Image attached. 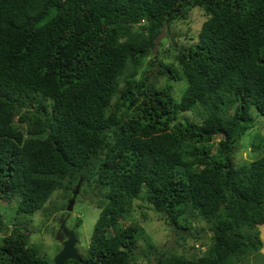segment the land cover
Instances as JSON below:
<instances>
[{
    "label": "trees",
    "instance_id": "16d2710c",
    "mask_svg": "<svg viewBox=\"0 0 264 264\" xmlns=\"http://www.w3.org/2000/svg\"><path fill=\"white\" fill-rule=\"evenodd\" d=\"M192 7L205 15L194 41L169 40L163 62L156 37ZM251 108L264 116V0H0V200L30 215L80 178L99 208L86 256L62 264H264V152L233 160ZM133 199L175 233L203 223L204 253L119 225ZM12 222L0 264H53Z\"/></svg>",
    "mask_w": 264,
    "mask_h": 264
},
{
    "label": "rangeland",
    "instance_id": "374dc122",
    "mask_svg": "<svg viewBox=\"0 0 264 264\" xmlns=\"http://www.w3.org/2000/svg\"><path fill=\"white\" fill-rule=\"evenodd\" d=\"M204 19L205 15L201 8H190L184 19L171 22L169 27L166 28L167 30L163 27L161 33L156 37L152 52L157 49L159 51L158 57L163 62L173 63L174 59L172 56L174 51L169 47L170 36H172L174 42L176 41L177 44L186 46L188 43L194 41L199 25ZM166 48H168L167 52L161 54ZM149 57L146 56L143 59L140 71L147 67ZM165 79L166 77L164 75L159 76L157 78V85H164L166 82ZM182 88L183 83H173L171 95L175 99H178ZM180 114L188 117H194L196 115V113L190 111H185ZM251 115L252 125L241 136L237 149L234 151L233 160L237 164L248 162L250 159H254L264 152V147L253 151L250 146L255 135L264 136V116L259 114L254 108H251ZM90 193L91 189H88L86 192H80L76 195L72 212L65 221L66 227L74 230L77 238L74 247L78 254L82 256H86L87 254L92 228L99 213V208L92 202L95 199L89 198ZM68 195L69 193L67 191L65 193L61 186L54 190L47 202L31 215L15 214L14 203L9 207L5 206V202L0 201L4 205L0 207V214L2 219H5V224L9 225L8 228L11 227L12 221L15 219L21 220L23 225L21 232L26 235V241L38 251L39 255H44L47 259L52 260L60 248V243L56 240L55 235L58 227V218L63 216V211L58 209L63 206ZM128 223L140 224L156 248L182 253L186 256H199L203 254L209 243L210 232L208 230L200 232L199 230V227H204L203 223L194 225L188 232L177 231L178 233H175L156 213L149 207L146 208L142 199H133L129 205L127 216L119 220V225ZM263 226L264 223L258 227L256 226V228L259 230V236L263 241L260 253L264 256ZM0 235H3V233H0ZM143 250H145L144 245L139 241L135 247V251ZM139 257L135 260L136 264L148 263L145 254L139 253ZM256 260L260 261L261 259L257 258ZM251 264H253L252 261ZM258 264L260 263L258 262Z\"/></svg>",
    "mask_w": 264,
    "mask_h": 264
},
{
    "label": "water",
    "instance_id": "95a60500",
    "mask_svg": "<svg viewBox=\"0 0 264 264\" xmlns=\"http://www.w3.org/2000/svg\"><path fill=\"white\" fill-rule=\"evenodd\" d=\"M170 41L174 45V41L172 37H170ZM79 184H80V179H78L77 182L74 184L73 189L71 190V196L67 199V204L65 207L67 213L65 217L59 220V227L57 229L55 238L60 243V249L55 253V255L52 258L53 264H62L65 260L68 259H74L80 261V257L74 248V243H75L74 232L71 229H67L64 225V221L68 216V212L72 209L75 195L78 192Z\"/></svg>",
    "mask_w": 264,
    "mask_h": 264
},
{
    "label": "clouds",
    "instance_id": "9594fccd",
    "mask_svg": "<svg viewBox=\"0 0 264 264\" xmlns=\"http://www.w3.org/2000/svg\"><path fill=\"white\" fill-rule=\"evenodd\" d=\"M140 24L141 23H143V19H141L140 20V22H139ZM170 37H172V36H170ZM174 41V40H173ZM172 43V42H171ZM173 45V44H172ZM174 45H175V42H174ZM250 160H252V159H250ZM249 160V161H250ZM78 179H80V178H78ZM77 179V180H78ZM80 181H81V179H80ZM77 182V181H76ZM75 182V183H76ZM74 183V184H75ZM74 184H73V186H74ZM80 185V184H79ZM73 189V187L71 188V190ZM71 190L69 189V195L67 196V198L65 199V202H64V204H63V206L60 208V209H58V210H62L63 212V216L61 217V218H64L65 217V215H66V213H67V211L65 210V207H66V204H67V199L71 196ZM81 191H80V189H79V187H78V192L76 193V195L78 194V193H80ZM76 195H75V197H76ZM1 201V200H0ZM2 202H5V201H2ZM74 202H75V198H74ZM74 202H73V205H74ZM6 203V202H5ZM73 205H72V209H73ZM1 206H4V205H2V203H0V207ZM5 206H9L10 207V205H8L7 203H6V205ZM72 209L68 212V216L70 215V213L72 212ZM31 215V214H30ZM68 216L66 217V219L68 218ZM61 218H58V227H59V220L61 219ZM66 219H65V221H66ZM65 221H64V225H65ZM3 223H4V225H5V233L3 232V231H0V233H3V235L4 234H8V232H9V230L11 229V227H9L8 228V226L9 225H7V224H5V222L3 221ZM264 223V222H263ZM262 223V224H263ZM262 224H260V225H262ZM259 225H257V227H258ZM58 227H57V229H58ZM65 227H66V225H65ZM67 229H71V228H68V227H66ZM71 230H73V229H71ZM73 232H74V230H73ZM23 233V232H22ZM24 234V233H23ZM25 235V234H24ZM0 236H2V235H0ZM26 236V235H25ZM74 236H75V233H74ZM259 238H260V236H259ZM57 240V239H56ZM260 240H261V238H260ZM76 241H77V238H76V236H75V243H76ZM59 242V241H58ZM262 240H261V246H262ZM75 243H74V246H75ZM261 246H260V249H261ZM75 248V247H74ZM60 249V248H59ZM260 249H259V251H260ZM76 250V249H75ZM77 252V251H76ZM77 254H78V252H77ZM79 255V254H78ZM80 257V256H79ZM81 260V259H80Z\"/></svg>",
    "mask_w": 264,
    "mask_h": 264
},
{
    "label": "bare ground",
    "instance_id": "6f19581e",
    "mask_svg": "<svg viewBox=\"0 0 264 264\" xmlns=\"http://www.w3.org/2000/svg\"><path fill=\"white\" fill-rule=\"evenodd\" d=\"M67 164V163H66Z\"/></svg>",
    "mask_w": 264,
    "mask_h": 264
}]
</instances>
